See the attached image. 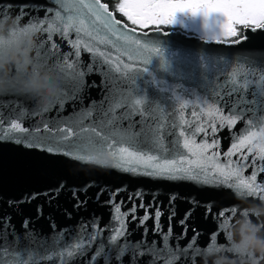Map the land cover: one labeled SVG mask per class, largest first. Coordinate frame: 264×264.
Instances as JSON below:
<instances>
[{
	"label": "snow or ice",
	"instance_id": "6c2138e0",
	"mask_svg": "<svg viewBox=\"0 0 264 264\" xmlns=\"http://www.w3.org/2000/svg\"><path fill=\"white\" fill-rule=\"evenodd\" d=\"M13 9L15 18L20 21L28 17V29L40 34L37 61L60 84L59 95L42 111H49L53 102L58 104L59 110L69 103L74 107L78 104L80 108L69 119L53 120L51 124L42 120L32 131L13 122L19 113L16 117L0 116V127L4 123L10 125L6 132H0V139H14L18 144L26 142L30 148L42 147L49 154L81 160L89 158L80 153L85 146H90L95 152L109 156L113 167L133 165L124 170L135 172L137 166H141L148 170L147 175L223 185L235 193L264 200V180H257L258 175L264 173V163L257 165V161L264 162V88L258 90L254 86L258 81L249 79L258 76L259 82H264V54L249 53L241 57L235 69L224 74L221 80L218 75L213 77L203 63L207 57H197L182 48L173 51L169 40L159 38L183 29L197 33L203 42L213 39L221 42V36H239L231 41L239 45L247 39L248 31H264V0H120L115 9L132 25L141 29L152 26V31L159 34L156 39L145 40L136 38V28L121 26L101 0H74L73 3L28 0L18 5L0 0V10L5 15ZM40 12L44 13L42 17ZM162 26H172V31ZM241 30L245 35H240ZM72 34L75 40L70 39ZM142 35L148 37L149 33L145 31ZM56 37L68 43L70 51L61 52ZM82 49L90 54V62L81 60ZM157 69L173 78L196 80L197 86L202 88L205 95L197 97L199 104L195 107L198 110L190 113L193 120L184 118L189 102L153 75ZM94 74L101 77L99 83L87 79ZM91 89H99L100 99H89L85 107L84 101L90 97ZM173 100L179 103V109ZM202 118L203 123H200ZM240 121L245 123L244 131L235 138L222 161L218 151H211L219 146L216 133L226 127L231 130ZM14 133L25 135L18 137ZM201 133V143L197 144L195 137ZM208 136L213 139L207 140ZM237 154L238 159L232 160ZM249 167L252 171L245 177L244 171ZM62 188L57 185L43 195L51 202ZM38 195L32 193L3 202L12 213L0 214V264H40L54 258L69 264L71 258L83 254L86 246L82 240L54 253L46 248L33 249L25 243L26 239L35 238L31 218L23 216V205L31 203ZM71 195L74 207L86 203L79 193ZM109 202L118 214L115 216L117 222L129 212L135 219L136 205L121 213L119 204ZM200 207L199 202H191L179 221L182 225L180 235L186 234L188 222ZM203 213L209 218L214 215L223 218L220 227L224 229L227 224L224 220L234 218L237 209L214 211L208 206L203 208ZM17 215L21 216L19 228L13 222ZM36 215H43L42 207H37ZM161 215L157 207L152 216L146 215L144 220L152 218L158 223ZM175 215L172 210L169 218ZM125 225L126 222L115 227L114 234L109 237L111 244H117L125 235ZM192 231L194 241L199 233L194 228ZM171 234L169 227L164 239ZM96 236V232L91 233L89 245ZM211 240L212 244L216 243L215 234ZM198 251L193 244L186 243L168 252L161 264H193L191 253ZM88 260L90 264H108L102 248L95 250ZM125 260L131 264L133 257H126L125 249L120 248L111 264H124ZM196 262L200 264L198 255Z\"/></svg>",
	"mask_w": 264,
	"mask_h": 264
},
{
	"label": "water",
	"instance_id": "95a60500",
	"mask_svg": "<svg viewBox=\"0 0 264 264\" xmlns=\"http://www.w3.org/2000/svg\"><path fill=\"white\" fill-rule=\"evenodd\" d=\"M9 2L18 5L26 3L28 0H3V3ZM34 2L47 3V0H34ZM66 2L73 3L74 0H66ZM8 14L14 17L15 9ZM4 15V11L0 10V16ZM39 15L42 17L44 13L40 12ZM113 16L121 22V26L127 25L114 13ZM27 20L28 17H24L19 22L26 24ZM136 30L134 35L141 40L156 39L159 36L152 29L136 28ZM145 31L149 33L148 37L142 35V32ZM166 31L171 32L172 30ZM243 35H245L244 31ZM246 35L247 39L239 45L221 40V42H217V40L203 42L198 38V35L186 33L181 29H177V32L169 37L159 36V38L169 40V47L173 51L182 48L197 57H207L203 63L209 72L213 77L218 75L223 80L224 74L233 71L241 57L249 53L264 54V31H248ZM40 39L41 36L38 34V42ZM55 39L60 45L61 52L70 51L68 43L60 41L59 37ZM70 39L75 40V34H72ZM81 60L84 63L90 62V54L84 52L83 49L81 50ZM209 61L211 63H208ZM192 74L194 75V72ZM153 75H156L157 79L163 81L165 85L175 89V94L182 100L189 102V106L184 109V118L193 120L194 117L190 113L198 110L195 107L199 104L197 97L203 98L205 95L202 88L197 86L196 80L173 78L171 74L163 73L160 69H157ZM87 79L99 83L101 77L94 74ZM249 79L258 81L254 85L258 90L264 88V82H259L258 76H250ZM89 99L99 100V89H91L90 97L84 101L85 107L88 106ZM172 103L179 109V103L176 100H173ZM13 108L16 110L15 112L12 111ZM79 108L80 105L77 104L74 107L69 103L65 104L63 110H59L58 104L53 102L50 110L44 112L28 96L16 93L0 94V116L11 114L12 117H16L19 113L18 119H14L13 122L21 123L29 131H32L42 120L51 124L53 120L69 119ZM200 123H203V118ZM9 128L10 125L4 123L0 127V132H6ZM244 128L245 123L240 121L231 130L227 127L218 130L215 138L218 140L219 146L211 151H218L220 159L225 160L224 153L230 149L235 138L243 133ZM14 135L22 137L25 134L14 133ZM201 136L203 133L195 137L197 144L201 143ZM206 139L211 141L213 137L208 136ZM80 155L89 158L83 160L65 158L49 154L42 147H27L26 142L18 144L14 139H0V214L11 215L12 213V209L5 205L4 201L38 193L37 199L23 205V216L31 218L34 229L32 235L35 238L34 240L26 239L25 243L33 249L43 250L46 248L50 253H54L63 249L65 245H75L82 240L86 246L83 254L78 253L70 259L69 264H90L88 257L95 250L101 248L103 254L108 257V264H111L112 258L120 248L125 249L126 257H133L131 264H161L168 252L173 251L174 248L179 249L186 243L193 244V247L199 250L197 253H191L193 264H197L196 256H200L204 246L212 243L213 234L216 235V243L221 245L226 243L224 229L233 220V217L224 220V223L227 224L222 229L220 224L223 218L215 215L209 218L203 213V208L211 206L214 211H227L230 208H236V217L247 207L246 203L236 198L232 189L223 185L147 175L148 170L141 166H137L135 172L124 170L133 165L124 164L123 168L113 167L114 162L109 156L95 152L90 146H85L84 152ZM105 156L110 160V164L106 167L99 164ZM238 156L239 154L231 159L237 160ZM249 159L251 160L252 157L250 156ZM262 163L264 162L257 161L258 166ZM251 171V167L245 170V177ZM257 180H264V173H260ZM57 185L63 186L62 191L55 200L49 202L43 193L55 189ZM72 192L79 193L86 200L82 207L73 206ZM110 200L119 204L121 213L128 212L136 205L135 219L129 212L127 217L117 222L115 216L118 214L115 213ZM249 200L259 201L255 197H249ZM193 201L199 202L200 210L188 222L186 234L180 235L182 225L179 221ZM140 204L145 207H139ZM38 206L43 208V215L39 217L36 215ZM157 207L162 212L159 222L154 223L152 218L144 220L146 215L151 217ZM172 210H175L176 215L170 219ZM20 220V215L14 217L13 222L17 228L20 226ZM141 220L144 222L141 223ZM125 222V235L118 240L117 244H111L109 237L114 234L115 227L118 224H125ZM169 227L172 228V234L168 235L165 240L164 236L168 233ZM193 228L199 233L194 241L192 239ZM93 232H96L97 236L89 245L90 235ZM40 264H62V262L54 258L41 261ZM124 264H128V262L125 260Z\"/></svg>",
	"mask_w": 264,
	"mask_h": 264
},
{
	"label": "clouds",
	"instance_id": "9594fccd",
	"mask_svg": "<svg viewBox=\"0 0 264 264\" xmlns=\"http://www.w3.org/2000/svg\"><path fill=\"white\" fill-rule=\"evenodd\" d=\"M38 47V33L10 14L0 16V94L25 95L43 108L59 95L60 84L38 63ZM99 164L106 167L110 160L105 156ZM235 194L247 207L224 229L225 244L203 247L200 264H264V200Z\"/></svg>",
	"mask_w": 264,
	"mask_h": 264
},
{
	"label": "trees",
	"instance_id": "16d2710c",
	"mask_svg": "<svg viewBox=\"0 0 264 264\" xmlns=\"http://www.w3.org/2000/svg\"><path fill=\"white\" fill-rule=\"evenodd\" d=\"M101 2L105 3L108 5V8L109 10H111L114 15L118 18V19H121L122 21H124L127 25L129 26H132L131 25V22L127 20L126 17H123L122 14H120L118 11H116L115 9V5L118 4L120 2V0H101ZM132 27H135V28H139L141 29L139 26H132ZM164 27V30H172V26H162ZM148 29H152V26H149V28H146V29H141V30H148ZM183 30V29H181ZM186 33H189V34H196L198 35L197 33L193 32V31H188V30H184ZM242 33H243V30H241L240 32V35L242 36ZM240 37H222L221 40L222 41H232V40H235V39H239Z\"/></svg>",
	"mask_w": 264,
	"mask_h": 264
},
{
	"label": "rangeland",
	"instance_id": "374dc122",
	"mask_svg": "<svg viewBox=\"0 0 264 264\" xmlns=\"http://www.w3.org/2000/svg\"><path fill=\"white\" fill-rule=\"evenodd\" d=\"M132 25V24H131ZM132 26H135V25H132ZM184 31V30H183ZM188 31H190V30H188ZM192 31V30H191ZM223 36H221L219 39L221 40V38H222ZM213 40H216V39H213ZM222 41V40H221Z\"/></svg>",
	"mask_w": 264,
	"mask_h": 264
}]
</instances>
